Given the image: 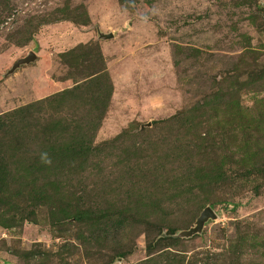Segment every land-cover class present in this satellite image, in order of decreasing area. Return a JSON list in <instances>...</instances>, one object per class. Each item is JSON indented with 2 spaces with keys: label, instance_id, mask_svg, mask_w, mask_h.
I'll return each instance as SVG.
<instances>
[{
  "label": "rangeland",
  "instance_id": "374dc122",
  "mask_svg": "<svg viewBox=\"0 0 264 264\" xmlns=\"http://www.w3.org/2000/svg\"><path fill=\"white\" fill-rule=\"evenodd\" d=\"M0 264H264V0H0Z\"/></svg>",
  "mask_w": 264,
  "mask_h": 264
},
{
  "label": "water",
  "instance_id": "95a60500",
  "mask_svg": "<svg viewBox=\"0 0 264 264\" xmlns=\"http://www.w3.org/2000/svg\"><path fill=\"white\" fill-rule=\"evenodd\" d=\"M35 58V54L31 53L27 58H24L20 60V62H27ZM208 217H213V212L210 207L205 208L203 213L201 214L200 218L198 219L197 222V229H200L202 227L203 222L208 218Z\"/></svg>",
  "mask_w": 264,
  "mask_h": 264
}]
</instances>
